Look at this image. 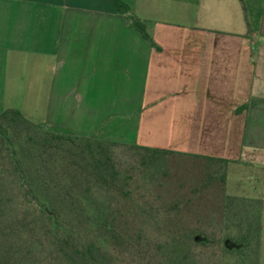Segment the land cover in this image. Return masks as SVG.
Masks as SVG:
<instances>
[{
  "label": "crops",
  "instance_id": "obj_1",
  "mask_svg": "<svg viewBox=\"0 0 264 264\" xmlns=\"http://www.w3.org/2000/svg\"><path fill=\"white\" fill-rule=\"evenodd\" d=\"M118 1L153 45L111 0H0V20L53 31L51 99H79V137L226 161L225 194L262 207L264 264V0Z\"/></svg>",
  "mask_w": 264,
  "mask_h": 264
},
{
  "label": "trees",
  "instance_id": "obj_2",
  "mask_svg": "<svg viewBox=\"0 0 264 264\" xmlns=\"http://www.w3.org/2000/svg\"><path fill=\"white\" fill-rule=\"evenodd\" d=\"M111 3L153 45L146 24L127 5ZM124 151L142 166L160 155L180 157L170 151L50 132L17 110L2 111L0 264H122V255L128 257L127 264H258L260 202L225 194L226 161L191 157L207 163L206 182L220 185L212 200L218 202L216 212L230 243L224 242L229 255L225 261L208 262L182 249L185 241L176 238L177 232L164 233L160 246L150 239L158 236L159 227L151 225L157 234L150 232L149 237L129 227L121 207L133 195L134 168L123 159ZM214 236L213 232L211 245ZM192 241L204 245L206 237Z\"/></svg>",
  "mask_w": 264,
  "mask_h": 264
},
{
  "label": "rangeland",
  "instance_id": "obj_3",
  "mask_svg": "<svg viewBox=\"0 0 264 264\" xmlns=\"http://www.w3.org/2000/svg\"><path fill=\"white\" fill-rule=\"evenodd\" d=\"M4 6L11 14L17 5L5 3ZM21 8L35 13L46 11L34 5ZM41 24L43 21H32V29L24 31L20 37L14 31L11 16L0 20V113L7 109L17 110L35 124L45 127L55 122L63 129H58L60 133L79 136V99H51L53 77L59 71L53 67V31L48 33L39 26ZM45 33L52 34L47 42L44 41ZM124 152L123 159L134 168L130 172L133 195L121 207L128 217L129 227L133 231L142 230L148 237L159 227L160 235L155 231L158 236H150V239L160 246L165 240L164 233L177 232L176 238L185 241L181 248L189 255L203 256L208 262L215 258L225 261L229 255L223 247L229 240L222 230L221 216L216 212L218 202L212 200L214 190L220 192L221 188L219 184L206 182L207 163L189 157L160 155L155 162L147 160L142 166L139 160H131V152ZM151 225L155 227L153 231ZM213 232L215 244L211 245ZM196 237H206L204 245L193 242ZM127 258L122 255L119 261L127 264Z\"/></svg>",
  "mask_w": 264,
  "mask_h": 264
},
{
  "label": "water",
  "instance_id": "obj_4",
  "mask_svg": "<svg viewBox=\"0 0 264 264\" xmlns=\"http://www.w3.org/2000/svg\"><path fill=\"white\" fill-rule=\"evenodd\" d=\"M225 244H227V241L225 242Z\"/></svg>",
  "mask_w": 264,
  "mask_h": 264
}]
</instances>
